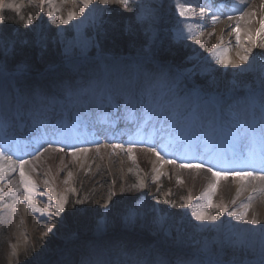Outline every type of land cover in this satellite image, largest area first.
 <instances>
[{"label": "rangeland", "instance_id": "rangeland-1", "mask_svg": "<svg viewBox=\"0 0 264 264\" xmlns=\"http://www.w3.org/2000/svg\"><path fill=\"white\" fill-rule=\"evenodd\" d=\"M204 1L206 3L198 9L189 8L188 18L184 19L177 12V0H138L127 8L113 2L106 11L90 8L83 17L80 16L83 0H51L50 6L45 0L43 10L41 0H0V18L3 19L0 23V109L9 104L13 112L22 114L23 122L19 123L41 127L51 126L55 120L65 123L63 114L58 111L59 101L71 112L78 95L95 92L108 81L106 77L119 68L117 66L124 73L125 85L132 75L139 76L142 84L138 97L142 110L137 113L138 129L130 137H134L133 141L129 142L130 138L124 134L119 138L122 140H117L89 131L92 142L87 147L88 162L81 166L64 162L58 184L52 180L57 175L59 154L49 153L39 146L26 149L28 154L20 156V159L34 161L31 165L26 163L23 172L34 186L33 206L39 211L33 212L28 205L20 182L14 187H20L24 202L12 199L15 191L7 182L11 179L0 183V264H104L106 255L113 259L117 253L124 260H116V264H264V237L259 229L246 223L235 225L228 215L221 216L226 201L218 202L217 197L207 192L212 201L209 208L207 199H201L206 193L202 183L211 186L213 182L196 176L192 169L178 166L191 161H182L171 154L175 163L159 173L146 141L153 139L152 134L157 130L156 127L155 131L148 130L154 117H166L160 124L166 127V120L170 123L176 120L178 110L183 116L179 115L177 122H180L174 124L167 141L176 144L186 139V135L191 134L189 128L199 117L194 107L196 101L209 111L208 122L220 118L222 124L227 123L222 117H227L230 106L237 105L241 116L234 122L239 127L247 123V115L249 111L254 113L255 105L264 107V49L255 46L250 51L249 64H241L239 57L231 61L241 64L240 68L218 66L210 53L217 49V56L225 55L227 40L221 34L216 13L230 0H221L222 5L218 0ZM254 8L256 14L261 11V6ZM141 10L150 14L151 19L138 20ZM202 10L206 13L204 19L199 16ZM50 13L54 14L52 19H49ZM69 13L80 18L68 25L55 18L66 19ZM256 14L254 24L258 22ZM10 20L16 25L11 31ZM189 25L196 28L194 34L187 31ZM120 27L126 34L132 30L142 31L146 45L136 48L134 54L103 53L100 37L105 38L106 29L114 32ZM241 30L249 28L243 25ZM196 36L199 40L194 44L192 40ZM173 47L182 53L177 59L189 56L184 60L189 67L174 68ZM239 47L236 45L235 49ZM51 60L56 62V67L41 68L42 71L33 67V64L38 67L41 61ZM114 64L119 65L113 67ZM43 98L56 101H53V109L51 105H40ZM208 104L214 106V111ZM255 116L263 119L261 112ZM189 121L193 123L187 129ZM226 131L228 141L238 138L233 130L226 128ZM157 138L161 139L159 133ZM205 141L209 143L212 139ZM113 144L131 148V159L127 151L113 148ZM120 163L121 166H117ZM235 165L229 166L227 172L239 170ZM240 165L244 167L241 170L257 167V164ZM212 167L225 172L224 167ZM182 170L187 177H196L185 183L181 179ZM195 184L198 186L191 189L190 185ZM67 187L70 193L65 198V211L57 218L55 198L64 197L62 191ZM189 198L192 203L185 209L183 204ZM170 204L177 207L171 208ZM136 207H141V216L136 214L128 222L130 209ZM10 208L17 211L8 217ZM195 209L217 216V225L198 224L192 219ZM42 212L46 214L41 215ZM103 218L105 229L101 234L97 232V225ZM21 224L25 227L24 246L12 256L11 246L17 240L16 231ZM49 227L52 232L45 235Z\"/></svg>", "mask_w": 264, "mask_h": 264}, {"label": "bare ground", "instance_id": "bare-ground-1", "mask_svg": "<svg viewBox=\"0 0 264 264\" xmlns=\"http://www.w3.org/2000/svg\"><path fill=\"white\" fill-rule=\"evenodd\" d=\"M218 1H219L218 4L222 5L221 0ZM205 3L206 1L204 0H183L182 6L194 10V9H198L199 5ZM110 4H113V2ZM110 4L107 6H103L100 4V1L98 2V0H92L91 8H105L100 10L104 12L106 11V9L110 7ZM228 4L230 5L228 6ZM262 4H264V0H240L239 3H234L233 0H230L223 3V5L219 7L222 8V10H219L216 13V15L219 17L220 20L219 22L221 25V34L227 40V44L225 45V51L230 61L235 62L236 57H241L245 55L246 51L250 52L257 45L261 46L264 49V35H261L259 37L256 36V33L260 27L259 21L261 20V18H264V10L259 8L261 11L258 12L257 14L255 13L258 19V22L255 24H254V21L256 19L255 15L254 16L244 15L247 12H254L253 11L255 9L254 7L261 6ZM177 6H178V2H177ZM228 7L230 9H228ZM229 16H231L232 19H229ZM237 16L239 17L244 16V19H239V17L237 18ZM237 25L239 26L240 34L243 35V36L240 35L239 49H235L237 43H236V35L233 31V29H235ZM243 25L248 27L249 30L240 31V28ZM192 29L193 31L191 32V34H194L196 28L193 27ZM249 36L252 37V41L248 39ZM253 41H255V44L253 43ZM115 65H119V64H114L113 67H115ZM117 67L119 68L113 69L112 70L113 72L111 71L110 74H108V76L106 77L108 81L106 83L101 84L98 87L99 89L97 88L95 92H93L92 90L91 93H87V95L85 96L78 95V98H76L75 103L73 104V109H71V112L70 109L68 108L69 110L68 114H67L68 112L67 108L65 107L63 102H61L62 100L59 101L61 104L58 106L59 109L58 107H56V109H58L59 113L63 114V117L65 118V123H57V121L59 120H55L53 121L51 126L43 125L42 127H40L38 124L32 126L31 124L19 123V121L23 122L22 114H17L15 111L13 112V108L9 107L10 106L9 104H6L5 107L0 109V126H3V128L6 129L7 134L5 135L4 138L7 143V146L10 147L11 145L16 144V147H18V149H16V151H14L13 154L12 152H9V155L5 156L3 159H0V183L3 184L7 180L11 179V181H7V182L8 184L13 185L12 187L14 188L15 193H13V195L11 194V196H13L12 199H14L15 202L25 201L22 197V191L20 190V187L19 188L14 187L17 186L18 183L20 182L19 169L17 166H18V162L21 160L20 155L23 154L22 152L25 151V149L21 148L20 141H23L22 143L24 144L27 143V145L30 144L31 146H33V144L31 143L34 140V139L32 140L34 135L35 136L40 135L45 139H47L42 144L41 148L43 147L46 148L47 149L46 151L49 153L54 152L56 154H59L57 170L55 171L57 175L53 177L52 180L55 184H58V182L62 178V176L60 177L58 174H60V172H63L62 167L64 166V162L66 163V161L67 162L71 161L77 164L78 166H81L88 162L90 158V153L88 151L86 152L80 151V149L81 148L87 149V147L89 146L86 144L81 145V143L87 142V140H85L84 138L88 137L85 133H86V129L89 126L94 125L98 131H104V133H101V135L107 133L108 136L110 137L112 136L113 138H117V137L120 138L127 130L129 132L132 131L136 133V130L138 129L137 127L138 125L136 126L134 125L135 122L137 121V118L134 115H131V112H134L136 109L142 110V108L140 107L141 102L138 101L139 89L141 90V88H139L141 84V79L137 75L135 76L132 75L131 77L128 78L127 84L125 85L122 81L125 80V78H122L124 76V73L119 70L120 66ZM145 88L146 87L144 86L142 90H145ZM53 101L54 100H51L50 98H43L39 102H42L40 103V105H43L44 107L51 105V108L53 109L52 107L54 106ZM194 107L196 108L199 117L195 121V125L190 129L191 134L188 136L186 135V139H183L175 144L172 142H168L167 141L168 138H166L164 144H159V143L151 142L150 140H148L149 138H147V142H148L147 144L148 146L151 147V149L154 148L155 150L162 152L164 157L170 158V156L173 155V157L182 158L181 159L182 161H185L186 159L191 162H199L202 163L205 167H207L209 166L210 163V161L207 160L208 150L209 149L216 150L217 148H220L223 145V143L219 140L221 139V136L227 138L228 133L226 131V128L233 130L232 132L236 133L238 137L242 135L245 129L244 128L240 129L239 126L234 122L235 119L237 120L241 116V111L239 110L237 105H231L227 117L226 116L222 117L224 122L225 120H227V123L224 124L219 123L220 118L215 119L213 122H208L209 111L207 110V108L203 107L197 101L196 103H194ZM208 107L210 108V110L214 111V106L208 104ZM109 109H111L110 112ZM177 112L178 113L175 118L176 120L174 122L170 123V120L169 121L166 120V124L168 126H166V128H164L163 130L164 133L166 132L165 136H167L170 133V131H173L174 126L180 122V120L179 122H177V120L179 115L183 116L182 115L183 112H180V110H178ZM252 112L254 113L250 114L249 111L250 115L249 114L247 115L246 120L251 123L250 125L256 126L258 123H261V121L256 120L255 114L256 113L259 114V112H261V114L264 117V111L260 105H255V108L253 109ZM112 114L115 116L116 119L113 118L112 120H108V118L112 117ZM24 117L26 116L24 115ZM113 123H115V125H113ZM124 125L125 127H127L126 130ZM47 128H51V130H49L50 132L46 131ZM27 131L29 132L27 133ZM50 133H55V135H51ZM207 138L208 140L212 139V141L206 143L205 140ZM23 139L27 141L25 142ZM242 142L246 146L245 149L249 148L250 151H251L250 148L252 146H255L256 143L255 140H252L250 137H245ZM260 142L264 147V139L261 140ZM166 143L168 144L170 143L169 146H167L168 144L166 145ZM50 144H52L51 147ZM57 146L62 147L64 151L57 152L55 150ZM171 147L173 149L177 147V150L183 156H179L176 154L174 155V153L170 151ZM197 147L200 149L199 152L196 151ZM70 151L75 152V155L69 156L68 152ZM230 155H231L230 151L228 153H222L221 151L220 153L217 152L215 154V156L223 162H225L224 158L226 156L229 157ZM256 156L260 157L261 153L259 154L256 153ZM153 158H154V166L159 173L162 174V172L169 169V164L165 163L164 158L158 160L155 155H153ZM212 161H211V166H212ZM32 163H34V161L32 160L27 162V164L30 165ZM117 166L120 167L121 163L118 164ZM234 168L241 170L244 167H241L240 164H237L234 166ZM229 169L230 168H224L223 171H225V173L231 174L227 172V170ZM192 170H193V174L196 173V176L200 175L202 178L209 179L213 182V185L214 184L216 185V191L212 192L210 191V186H207L206 182L202 183V187L206 189L205 192H208L209 194L217 197L219 199L218 202H220V200H223L222 202H224V200L226 201L225 202L226 207L228 208L229 212L240 213L247 211L248 220L256 218L260 222L256 226V229H260L261 227H264V180L259 179V177L264 176V165L257 164V167L248 169V170H253L251 172L255 177H257V179L255 180H248V181L233 180L229 178L227 180H220L217 183L209 172L203 170H197V169H192ZM181 175H182L181 179L185 183H187L189 178L191 179L193 176L196 177L195 175H191L187 177L184 170H182ZM10 185H6V186L8 187ZM196 186L198 185L197 184H195L194 186L190 185L191 189H194V187ZM32 187L34 189L33 184ZM69 193H70L69 187L65 188L62 191V195L64 196V198H67L69 196ZM233 200H235L234 204L232 202ZM16 211L17 209L12 210L10 208L8 209L6 216L11 217ZM129 212L132 216L136 214H139L141 216L142 214L141 207L130 209ZM234 221H235V225L238 224L236 220ZM161 227H163V224H161ZM23 229H25L24 224H21L20 227H18V230L16 231L17 240L11 246L12 256L14 255V253L20 251L24 246V242L22 240ZM104 229H105V219L103 218L98 222L97 232L102 234ZM106 257L104 258L105 261L104 264H116L115 263L116 260H117L116 262H118V260L119 261L121 260V262H123L124 260L120 258L121 255L119 253L113 256V259L110 258L111 257L110 255L109 256L106 255Z\"/></svg>", "mask_w": 264, "mask_h": 264}, {"label": "snow or ice", "instance_id": "snow-or-ice-1", "mask_svg": "<svg viewBox=\"0 0 264 264\" xmlns=\"http://www.w3.org/2000/svg\"><path fill=\"white\" fill-rule=\"evenodd\" d=\"M115 2L117 4H120L122 7L127 8L129 6V4H135L138 2V0H100V4L103 6H107L110 3ZM178 2V7H177V12L179 13L181 18H188L187 17V13L190 11L189 8H185L183 7V0H177ZM234 3H239L240 0H233ZM45 3V0H41V10H43V5ZM48 4L49 6L51 5V0H48ZM92 6V0H83L82 3V8L83 10L80 12V16L83 17L85 16L86 11H88ZM0 7H2V5H0ZM9 7H12L11 5H9ZM262 10H264V4L261 5ZM206 13L202 10L199 13L200 19H204ZM245 16H254L255 13L254 12H247L244 14ZM54 17V14L50 13L49 14V19H52ZM56 19L60 20V23L63 25H68L71 21L73 20H77L80 17L76 16L74 13H69L67 18H61L56 16ZM151 19V15L147 14L145 11L141 10L138 13V20H140L141 22L145 21V20H150ZM229 19H232L231 16H229ZM239 19H244V16H240ZM29 21H31V17L28 18ZM216 21L213 20V23H215ZM0 23H3V19L0 18ZM260 27L259 30L256 33V36L259 37L261 35H264V18H261V20L259 21ZM28 23L25 22V27H28ZM187 31L189 33H191L193 31L192 26L189 25L187 27ZM235 35H236V43L237 46H239L240 44V32H239V26L237 25L235 29H233ZM250 41H252V37L249 36L248 38ZM199 40V36H196V38H194L192 40V43H197ZM253 43L255 44V41H253ZM217 49H213L212 52L210 53V55L214 58L215 63L223 68H228V67H233V68H240L241 64H249V56L251 55L250 52L246 51V54L239 57L241 64H233L231 63V61L228 59L227 55H220L217 56L216 55ZM7 134L6 129L3 128V126H0V159H3L5 156L9 155V152L6 150L7 149V143L5 141V135ZM63 134V133H62ZM113 148H120L122 151H127L129 153V159H131V148L128 149H124L121 147V145L119 144H113L112 145ZM46 150V149H45ZM57 152H62L64 151V149L62 147H57L55 149ZM153 151V155L156 156V158L159 160L161 158H164L165 163L168 164H173L175 163V160L172 158H167L163 156V153L160 151L155 150L154 148L150 149ZM80 151L86 152L88 151V149L85 148H81ZM197 152L200 151V149L197 147L196 149ZM42 154V152H41ZM69 156H74L75 152H68ZM208 159L210 161L209 166L205 167L202 163L199 162H188V163H180L178 166L182 169H197V170H203L206 172H209L211 174V176L215 179V181L218 183L220 180H227L229 178L233 179V180H240V181H248V180H255L257 179V177H255L253 175V173L248 170L247 168H245L244 170H237L231 174L219 171V170H214L213 167L211 166V161L213 159H218L214 153L209 152L208 153ZM224 159L228 160V162H232L231 158L229 157H225ZM28 161L26 159H21L20 163L18 164V168H19V176H20V183L24 188V193L25 195L28 197L27 203L28 205L32 208L33 212L39 211L37 208H35L33 206V199H32V195H33V187H32V183L31 181L27 180L24 172H23V168L25 166V164ZM238 163L243 164V165H252L255 164L256 161V157L246 151V150H242L241 151V155L240 157L237 159ZM259 163L261 165H264V156L261 157V159L259 160ZM259 179L264 180V176L259 177ZM210 191L215 192L216 191V185H211L210 186ZM2 199V198H0ZM201 199H207V204L208 207H212V201L211 199L208 198V193L206 192ZM82 202V201H81ZM233 204L235 203V200L232 201ZM165 203L167 204L168 202L165 201ZM192 201L191 198H189L184 204L183 207L185 209H188L189 205H191ZM169 207L171 208H176L177 205L176 204H170ZM65 211V198L64 197H59V198H55V212L54 214L57 215V218H59V214L63 213ZM46 213H41V215H45ZM220 215L224 216V215H228L229 217H231L232 219L236 220L237 223H247L249 225H251L253 228H256V226L260 223L256 218H253L251 220L247 219V211L245 212H229L227 207H224L221 209L220 211ZM134 219V217L130 214L129 217H127V221L131 222ZM192 219H194L198 224L200 225H217L218 223V217L214 216V215H208L206 213L205 210L203 209H195L192 210ZM52 232V228L49 227V229L47 230V232L45 233V235H47L48 233ZM259 234L264 237V227H261L259 229Z\"/></svg>", "mask_w": 264, "mask_h": 264}, {"label": "trees", "instance_id": "trees-1", "mask_svg": "<svg viewBox=\"0 0 264 264\" xmlns=\"http://www.w3.org/2000/svg\"><path fill=\"white\" fill-rule=\"evenodd\" d=\"M12 19V17H10ZM15 21L10 20L9 30H13L16 26ZM19 25V24H17ZM21 26V24H20ZM107 30V29H106ZM104 31L106 33L105 38L100 37V44H101V51L103 53H109V54H134L135 49L137 48H143L146 44L145 41L142 39L143 32L140 33L134 32L133 30L130 33H124L122 30V27L116 28L114 32H108ZM143 41V42H142ZM130 50H128V49ZM172 53H174V58L171 57V63L174 64V68L176 69H186L190 66L189 63H186L184 60H187L189 56H184L182 60L177 59L178 55L182 54L179 49L173 47ZM184 51V50H183ZM184 54V53H183ZM168 58V59H170ZM41 60V59H39ZM40 62V61H39ZM33 64V63H32ZM33 67L38 69H51L53 67H56V62L52 60L49 62L44 63L41 61V63L38 65V67L33 64ZM38 70V71H42ZM7 236V234H6ZM8 239V238H7Z\"/></svg>", "mask_w": 264, "mask_h": 264}]
</instances>
